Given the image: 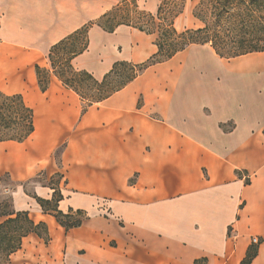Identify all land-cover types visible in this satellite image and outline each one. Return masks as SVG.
<instances>
[{
  "label": "crops",
  "instance_id": "obj_1",
  "mask_svg": "<svg viewBox=\"0 0 264 264\" xmlns=\"http://www.w3.org/2000/svg\"><path fill=\"white\" fill-rule=\"evenodd\" d=\"M112 6L0 0V90L29 95L35 110L28 139L0 144V178L11 176L14 208L46 222L50 236L31 233L13 258L242 264L256 246L251 264H264V51L226 58L211 43L191 44L85 112L52 68L42 91L36 65L50 69L51 48ZM87 40L71 64L97 79L116 62L143 63L159 50L155 34L125 24L109 32L94 23ZM55 190L58 209L85 214L80 226L66 230L44 212L36 197L52 199Z\"/></svg>",
  "mask_w": 264,
  "mask_h": 264
},
{
  "label": "trees",
  "instance_id": "obj_2",
  "mask_svg": "<svg viewBox=\"0 0 264 264\" xmlns=\"http://www.w3.org/2000/svg\"><path fill=\"white\" fill-rule=\"evenodd\" d=\"M213 7L214 11L211 19L204 20L206 22L205 27L192 32L184 31L177 35L176 30L172 27L173 22L171 21L166 24L168 27H160V30H162L160 33H164L166 38L161 39V41L158 39L156 40L159 50L155 55L139 64H133L127 61L116 62L113 68L106 73L102 79H97L90 72L86 70H77L71 64L72 58L88 47L87 33L92 24L96 23L109 32H113L122 24L137 27L148 34H154L156 32L152 28H146L143 25L131 22L128 17L125 19L128 21H116L112 25H107L104 20L108 14L107 12L97 21L86 24L82 29L72 33L51 48L50 57L54 49L58 48L66 41L72 38H78L81 34L85 33V40L81 47L77 48L76 46L74 47L76 49L73 48L70 50V62L67 64L70 69L68 74L56 70L55 75L66 87L74 90L81 97L82 101L86 102L82 110L85 112L94 102L102 101L114 91L122 88L150 65L171 58L177 52L185 49L191 44L211 43L216 52L220 56L226 58L250 52L264 51V0H214ZM120 8L119 4H117L114 10ZM134 11L137 13L136 8H134ZM158 13L162 21H167L169 9L166 8L164 2L161 3ZM200 18L202 20L204 19L203 17ZM148 21L154 22V15L149 14ZM217 27H223V29H225L224 32L222 30L220 31ZM174 36H178L182 40L179 41V39ZM123 65L131 66L132 73L126 75L120 85L109 87L108 82L111 76L116 74L119 67ZM52 67L53 69L56 68L53 61ZM40 70H42V67L36 65L39 86L42 91H45L50 83V75H47L44 80L40 74ZM84 77L91 80L95 87L91 88L90 85L86 84L83 79ZM34 131L35 110L27 102L24 95L21 93L8 94L0 90V142H23L28 139ZM6 187L5 180L1 177L0 264H14L12 256L22 247L23 239L26 236L34 233L44 239L45 242L49 241L50 236L49 227L46 222H36L30 217L29 211L16 210L14 208L12 195L11 193H7L8 190ZM36 198L44 212H49L54 215L59 224L66 230L80 226L85 219V217H80L81 214H83L81 210L64 213L58 209V203L63 196L57 190H55L52 199ZM256 254L257 247L252 246L246 258L242 261V264H251Z\"/></svg>",
  "mask_w": 264,
  "mask_h": 264
},
{
  "label": "rangeland",
  "instance_id": "obj_3",
  "mask_svg": "<svg viewBox=\"0 0 264 264\" xmlns=\"http://www.w3.org/2000/svg\"><path fill=\"white\" fill-rule=\"evenodd\" d=\"M110 1L113 2V6L111 10L108 11L107 16L104 18L105 23L107 25H112L116 21H121V22L128 21V20H125L127 19L126 17H128V19H130L131 22L133 23L143 25L146 28L154 29L156 31L154 33L155 38L156 40L158 39L160 41L161 39L166 38L164 33H160L162 32V30H160L161 26L168 27V25L166 24L172 21L173 22L172 27L176 30L177 35L184 31H191V32L196 31L199 28L205 27L206 22L204 20L211 19L213 15V11H214V7H213L214 0H136V1L110 0ZM162 2H164L166 8L169 9L167 21H162L158 13ZM117 4H119L121 8L118 10H114ZM134 8L137 9V13L134 11ZM149 14L154 15L155 17L154 22L148 21ZM198 16L203 17L204 19L202 20ZM217 28L220 31L222 30L223 32L225 30L223 29V27H217ZM174 37L175 38L177 37L179 41L182 40L178 36H174ZM84 40H85V33L81 34L78 38H72L71 40L66 41L64 44L54 49V52L51 54V57L49 53L48 58L50 62V69L42 67V70H40V74L42 78L45 80L46 76L51 74V68L54 74L56 70L68 74V71L70 69L68 68L67 64L68 62H70L69 61L70 56H71L70 50H72L76 46L77 48L81 47ZM52 61L54 62L56 66L55 69H53L52 67ZM130 73H132L131 66L129 65L120 66L117 73L111 76L108 82V86L116 87L120 85V83L125 79L126 75H129ZM83 79L85 80L86 84L90 85L91 88L95 87V85L93 84L91 80L87 79L86 77H84ZM26 99L30 103L29 95H26ZM0 144H2V142H0ZM5 144H11V143L8 142ZM62 150H63V144L57 149H54V151L52 152V158L58 160L60 158V154ZM8 151H9V148L6 149V152ZM1 177L4 178L5 184L7 185L6 187L8 190L7 193L10 194L12 191V188L14 187V181L11 179V176L8 173L2 174ZM50 182L58 184V179L54 178ZM77 216H80V215H77ZM30 217L32 218L31 215ZM80 217H85V214L84 213L81 214ZM26 260L27 258L22 256V253L19 254L18 258H13L14 264H24Z\"/></svg>",
  "mask_w": 264,
  "mask_h": 264
},
{
  "label": "built area",
  "instance_id": "obj_4",
  "mask_svg": "<svg viewBox=\"0 0 264 264\" xmlns=\"http://www.w3.org/2000/svg\"><path fill=\"white\" fill-rule=\"evenodd\" d=\"M254 242H257V239L256 238H254Z\"/></svg>",
  "mask_w": 264,
  "mask_h": 264
}]
</instances>
